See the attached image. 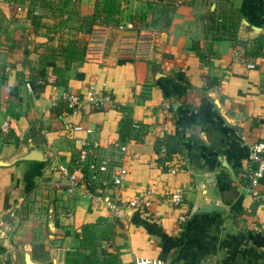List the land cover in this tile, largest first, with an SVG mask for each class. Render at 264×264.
<instances>
[{"label": "crops", "instance_id": "1", "mask_svg": "<svg viewBox=\"0 0 264 264\" xmlns=\"http://www.w3.org/2000/svg\"><path fill=\"white\" fill-rule=\"evenodd\" d=\"M97 4L116 21L86 31ZM144 35L152 42L138 57ZM80 48L81 59L67 57ZM89 86L120 106L69 113L62 91ZM3 120L0 212L18 204L21 218L0 240V264H25L26 251L35 264H68L71 251H91L76 264H264V242L248 239L264 236V199L247 189L248 146L264 140V0H0ZM78 121L103 144L126 143L127 173L116 187L79 185L69 199L56 168L85 135L71 129ZM175 186L176 205L165 198ZM145 190L146 207L108 216L106 197ZM67 199L68 219L57 209ZM210 201L222 208L195 210Z\"/></svg>", "mask_w": 264, "mask_h": 264}, {"label": "built area", "instance_id": "2", "mask_svg": "<svg viewBox=\"0 0 264 264\" xmlns=\"http://www.w3.org/2000/svg\"><path fill=\"white\" fill-rule=\"evenodd\" d=\"M9 4L15 5L12 1ZM19 8L18 5L15 6ZM120 27L121 25L118 24ZM146 42L141 43L143 48L136 50V56L146 55L147 47L152 42L151 38H145ZM140 47V45H139ZM248 65H252L248 63ZM30 87V83L26 81ZM60 100L63 107L72 114L86 112V110L118 108L120 103L115 101L107 90H96L92 86L87 87L83 93L79 94L71 91H62ZM55 103V102H52ZM132 125H135L132 123ZM75 131H83L84 136H75L72 141L76 145V153L72 161L67 165H58V177L64 179V187L69 199H72L74 189L79 185H97L111 187L118 186L123 182L126 176V167L124 163L127 145L121 139H108L104 144L92 135V128L82 124L80 121L71 125ZM0 131H8V122L3 120L0 123ZM249 160L251 162L250 172L248 174L247 189L254 200L264 199V140L252 141L248 146ZM174 172V169H171ZM148 190L143 191L142 197L123 199L114 192L105 203L108 216L120 219L125 207L144 208L149 203L145 197ZM83 194V193H82ZM165 198L171 204H178L182 199L181 186L173 187L167 192ZM58 204V212L63 218H70L73 214L72 206L68 201H62ZM20 207L18 204H9L0 212V240L6 239L14 234L20 223ZM180 219L184 215L179 216ZM133 264H159V262L149 257H137Z\"/></svg>", "mask_w": 264, "mask_h": 264}, {"label": "trees", "instance_id": "3", "mask_svg": "<svg viewBox=\"0 0 264 264\" xmlns=\"http://www.w3.org/2000/svg\"><path fill=\"white\" fill-rule=\"evenodd\" d=\"M171 2H178L179 0H170ZM107 8H105V5H100L98 6L97 4V8L95 9L94 13L89 16V17H83V19H86V22L88 24V27L85 28L86 31L90 29V25L92 22L94 21H103V22H110V23H114L116 21V18L115 16L112 14L113 10H111V7H108L106 6ZM82 53H83V49L80 48V51H76V50H72V51H69L66 53L67 54V57L69 58H73V59H81L82 58ZM128 122L127 118L124 119V123L125 122ZM122 122V121H121ZM87 226H85V238H82L81 240V246H86L90 243V239H89V234H90V230L87 228ZM248 239L254 243V244H257V245H260V244H263L264 242V236L260 233V231L258 230H254L252 232H250L248 234ZM90 254H91V251L89 252H85V253H80L79 251H71V252H68L66 254L65 257H67V261H68V264H76V259L74 257H78L77 255H80L81 257H90ZM85 262H87L85 260Z\"/></svg>", "mask_w": 264, "mask_h": 264}, {"label": "water", "instance_id": "4", "mask_svg": "<svg viewBox=\"0 0 264 264\" xmlns=\"http://www.w3.org/2000/svg\"><path fill=\"white\" fill-rule=\"evenodd\" d=\"M222 207L220 205L215 204L214 201H210L208 203H203L195 208L196 211H208V210H217L221 209ZM24 262L25 264H35L29 255V252H24Z\"/></svg>", "mask_w": 264, "mask_h": 264}, {"label": "rangeland", "instance_id": "5", "mask_svg": "<svg viewBox=\"0 0 264 264\" xmlns=\"http://www.w3.org/2000/svg\"><path fill=\"white\" fill-rule=\"evenodd\" d=\"M143 37H145V38H146L147 36H146V35H144ZM20 217H21V214H20Z\"/></svg>", "mask_w": 264, "mask_h": 264}]
</instances>
